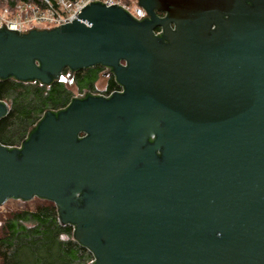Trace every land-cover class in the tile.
<instances>
[{
	"label": "water",
	"instance_id": "95a60500",
	"mask_svg": "<svg viewBox=\"0 0 264 264\" xmlns=\"http://www.w3.org/2000/svg\"><path fill=\"white\" fill-rule=\"evenodd\" d=\"M137 1L148 18L95 0L72 23L0 27V79L69 69L77 92L73 73L102 65L123 89L0 143V205L53 201L90 264H264V0ZM216 11L230 18L212 30Z\"/></svg>",
	"mask_w": 264,
	"mask_h": 264
},
{
	"label": "trees",
	"instance_id": "16d2710c",
	"mask_svg": "<svg viewBox=\"0 0 264 264\" xmlns=\"http://www.w3.org/2000/svg\"><path fill=\"white\" fill-rule=\"evenodd\" d=\"M18 1L39 2L0 0V8ZM104 69L95 65L75 71L73 80L80 91L94 90ZM119 87L115 75H110L107 90ZM72 97L64 77L51 84L0 79V100L9 106L8 114L0 119V143L20 146L47 110L67 106ZM93 259L94 254L75 239L74 226L61 222L57 205L49 199L38 197L34 206L12 208L0 215V264H90Z\"/></svg>",
	"mask_w": 264,
	"mask_h": 264
},
{
	"label": "built area",
	"instance_id": "2783aa9c",
	"mask_svg": "<svg viewBox=\"0 0 264 264\" xmlns=\"http://www.w3.org/2000/svg\"><path fill=\"white\" fill-rule=\"evenodd\" d=\"M91 1L95 0H39V2L36 3L18 1L12 7L7 6L2 9L0 8V27L4 25L9 29H18L21 32H25L33 28H53L70 21L72 23L74 18H78L82 8L88 3L90 5ZM100 1L104 2L106 6L111 5V3H117L136 17L142 18L137 10H132V6L130 3H127L126 0ZM136 2L138 6V1L136 0ZM85 92L87 91L81 92L80 94H84ZM92 93L102 94L100 92ZM106 96H109V94ZM93 261L94 259L91 263Z\"/></svg>",
	"mask_w": 264,
	"mask_h": 264
},
{
	"label": "rangeland",
	"instance_id": "374dc122",
	"mask_svg": "<svg viewBox=\"0 0 264 264\" xmlns=\"http://www.w3.org/2000/svg\"><path fill=\"white\" fill-rule=\"evenodd\" d=\"M128 1H130L129 3L132 6V10L136 11L138 8L136 0H128ZM104 70H106V69H104ZM66 75L67 74H65L64 77ZM110 75H111L110 71L108 73H106L105 75L103 74V72L100 74V78L98 79V81L95 84L97 91L103 92L107 89ZM64 82L66 83L65 80H64ZM72 84H73L74 88H76L78 90L76 92L75 90L68 87V89L71 91V93L74 97L75 95H77V93L80 94L81 91L78 89L76 83L73 80V77H72ZM37 200H38V197H36V198L34 197L33 199H30L28 201L10 198L4 204L0 205V215L5 213V212H8L12 208L13 209L19 208V207L23 208V207H26V205L29 207L34 206V204L37 202Z\"/></svg>",
	"mask_w": 264,
	"mask_h": 264
},
{
	"label": "flooded vegetation",
	"instance_id": "af4514ba",
	"mask_svg": "<svg viewBox=\"0 0 264 264\" xmlns=\"http://www.w3.org/2000/svg\"><path fill=\"white\" fill-rule=\"evenodd\" d=\"M246 2L251 6V7H253L254 6V3L251 1V0H246ZM138 9H139V6H138V8H137V12H138ZM219 8H217V10H218ZM220 11L223 13V10L222 9H220ZM157 13H158V15L160 16V17H164L165 16V13H163V12H160V11H157ZM221 13V14H222ZM140 16H142L143 18H148L149 17V15L146 13V11H143V13H142V15H140ZM210 18V17H209ZM209 18H208V20H209ZM230 18V16L229 15H227V14H222V15H220V13L218 12V11H216L215 13H214V16L211 18L212 19V21H211V28H212V30H215L217 27H219V25H218V22L216 21V20H218V21H220V20H227V19H229ZM172 27L173 28H175L176 27V25L175 24H173L172 23ZM264 27V26H263ZM162 28L161 27H158L156 30H155V33H158V34H161L162 33ZM254 45L255 46H257V47H259V49L257 48H255V50L253 51L254 52V56L255 57H264V41H258V40H256V43H255V41H254ZM261 56H260V55ZM105 69H109V68H107V67H105ZM65 70H67L68 71V74H69V70L68 69H65ZM110 73H111V75L113 74L112 73V71L110 70ZM63 75H64V73H63ZM122 90V87H119V89H117V90H111V91H108L107 89L105 90V91H103V92H100V91H97V89H94V90H92V89H85L84 91H92V92H100V93H102L103 95H110L111 93H113V92H115V91H121ZM84 91H81V92H84ZM153 140H154V138H152V137H150L149 138V141L150 142H153ZM157 153H158V156H161V150H159V151H157Z\"/></svg>",
	"mask_w": 264,
	"mask_h": 264
}]
</instances>
